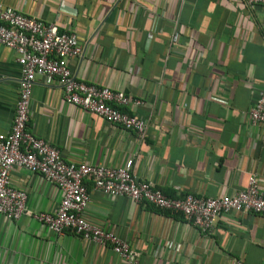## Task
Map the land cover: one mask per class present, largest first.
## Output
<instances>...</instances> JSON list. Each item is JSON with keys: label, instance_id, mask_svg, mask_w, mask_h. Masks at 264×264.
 I'll return each mask as SVG.
<instances>
[{"label": "crops", "instance_id": "obj_1", "mask_svg": "<svg viewBox=\"0 0 264 264\" xmlns=\"http://www.w3.org/2000/svg\"><path fill=\"white\" fill-rule=\"evenodd\" d=\"M0 7L76 33L83 55L68 62L77 78L143 101L121 107L147 122L139 136L68 103L58 82L47 85L38 77L28 131L57 146L63 159L118 167L133 157V172L170 196L230 195L252 174L264 192V129L250 115L264 91V4L0 0ZM21 75L16 51L0 43V134L12 128ZM86 184V219L115 231L140 264H264L261 214H224L204 234L182 214L106 194L92 179ZM10 185L27 193L33 213L60 206L62 192L38 173L14 167ZM0 264L126 262L110 246L71 230L56 234L32 215L0 214Z\"/></svg>", "mask_w": 264, "mask_h": 264}, {"label": "built area", "instance_id": "obj_2", "mask_svg": "<svg viewBox=\"0 0 264 264\" xmlns=\"http://www.w3.org/2000/svg\"><path fill=\"white\" fill-rule=\"evenodd\" d=\"M243 1L249 6L264 4V0ZM177 38L175 34L173 41ZM0 43L16 51L22 74L12 128L9 133L0 134V214L3 216L20 219L28 214L56 234L71 230L85 240L110 246L126 264H140L138 253L115 231L89 222L84 215L91 199L86 179H92L94 187L106 194L126 195L137 202L182 214L204 234H210L216 220L224 214L253 212L264 216V192L254 174L249 176L244 189L230 195L201 197L188 192L170 196L133 172V157L118 167L66 161L57 146L28 131L29 107L38 77L47 85L58 82L68 103L97 113L139 136L143 135L147 122L121 107L143 101L131 100L124 91L78 79L68 61L81 57L83 47L76 33L60 31L54 23L12 7H0ZM250 115L252 122L264 129V91L259 93ZM17 166L40 174L60 189L62 200L56 212L33 213L27 209V193L10 185L11 171Z\"/></svg>", "mask_w": 264, "mask_h": 264}]
</instances>
